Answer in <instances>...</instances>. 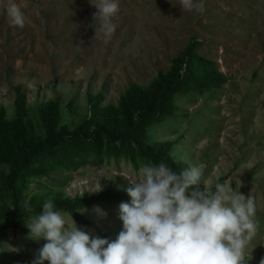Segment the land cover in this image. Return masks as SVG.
<instances>
[{
    "label": "rangeland",
    "instance_id": "374dc122",
    "mask_svg": "<svg viewBox=\"0 0 264 264\" xmlns=\"http://www.w3.org/2000/svg\"><path fill=\"white\" fill-rule=\"evenodd\" d=\"M0 0V107L14 112L12 88L19 86L33 120L37 108L54 97L62 122L76 126L88 114V94L102 105L116 103L131 84L146 86L189 41L226 77L218 87L176 95L175 114L148 130L150 142H173L171 156L202 170L201 187L216 182L251 197L257 232L243 264L264 258V0H203L204 11L187 12L179 0H118L105 36L93 17L95 0H12L24 14V27L10 25ZM70 103L71 109L67 104ZM124 159L84 161L74 170L56 171L29 182L25 196L61 193L68 197L110 188L126 193L139 170ZM119 203L103 202L81 215L92 237L114 240L121 229ZM68 223L71 217L62 212ZM75 223V222H74ZM76 225V223H75ZM78 228V226L76 225ZM80 229V228H78ZM8 240L0 243V264H33L45 243L33 239L26 224L17 231L0 222ZM43 264H48L44 261Z\"/></svg>",
    "mask_w": 264,
    "mask_h": 264
},
{
    "label": "trees",
    "instance_id": "16d2710c",
    "mask_svg": "<svg viewBox=\"0 0 264 264\" xmlns=\"http://www.w3.org/2000/svg\"><path fill=\"white\" fill-rule=\"evenodd\" d=\"M199 45V41H189L167 71L158 72L146 86L129 85L116 103L102 105L101 95L88 94V114L72 128L62 122L57 96L40 105L33 120L24 92L14 86L12 117L7 118L0 107V222L17 231L51 199L55 209L67 213L78 228H89L80 213L83 209L119 203L127 194L110 188L75 197L61 193L25 196L31 180L74 170L86 160L124 159L135 168L164 162L177 173L187 168L171 156L173 142H150L148 130L174 116L176 95L212 89L226 81L213 61L196 53ZM67 106L71 109L70 103ZM7 240L0 230V243Z\"/></svg>",
    "mask_w": 264,
    "mask_h": 264
},
{
    "label": "clouds",
    "instance_id": "9594fccd",
    "mask_svg": "<svg viewBox=\"0 0 264 264\" xmlns=\"http://www.w3.org/2000/svg\"><path fill=\"white\" fill-rule=\"evenodd\" d=\"M91 5L100 31L110 36L118 0ZM179 6L187 12L204 11L203 0H179ZM6 14L11 26L24 27V14L12 0ZM139 174L125 189L128 202L118 205L121 229L114 240L90 239L46 200L40 213L26 222L30 237L45 241L33 264H243L245 248L257 232L251 197L219 181L214 189L201 187L197 166L177 173L161 162L143 166ZM93 211L106 215L98 206Z\"/></svg>",
    "mask_w": 264,
    "mask_h": 264
}]
</instances>
